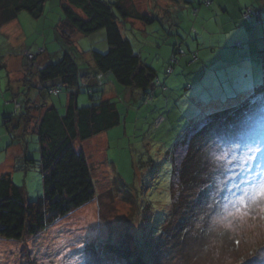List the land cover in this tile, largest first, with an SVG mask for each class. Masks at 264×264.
Wrapping results in <instances>:
<instances>
[{
    "label": "rangeland",
    "instance_id": "374dc122",
    "mask_svg": "<svg viewBox=\"0 0 264 264\" xmlns=\"http://www.w3.org/2000/svg\"><path fill=\"white\" fill-rule=\"evenodd\" d=\"M133 1L139 11L156 9L153 0H127V6ZM156 1V4L164 8V17L159 24L155 22L143 27L142 23L132 20L135 29L129 35L135 51H139L147 64L156 69L162 85L154 89L146 100L139 91L119 85L110 74H107L108 77L103 76L99 85L92 84L91 88L89 85L82 86L78 95L80 106L89 103L87 90L93 89L94 97L115 101L121 114L118 126L86 140H74L73 143L87 157L95 196L82 207L59 218L33 236L26 235L20 240L0 238V264H97L98 254H101L106 264H127L123 256L118 255L117 258L114 253L116 248L111 245L113 242L125 241L123 238H132L135 232L137 236L144 235L143 230L149 233L150 212L155 224L165 220L170 202L171 178H176L178 165L187 157L188 167H191V162L199 161L207 169L208 175L214 178L215 183L212 185L215 187L209 191L213 195L210 200L213 201L222 200L221 189L227 186L222 184L228 183L231 178L226 170L228 164L238 168L233 172L234 183L226 191V198L236 205L222 207L223 215L218 219L221 225L217 228L214 223L211 229L218 232L221 228H228L230 224L234 225L230 227H244L245 243L242 242V246H232L231 234H228L225 235L226 239L217 237L212 245L203 248L200 245L201 239L191 235L181 241V246L177 245L167 257L163 256L162 264H264V203L251 200L243 205L238 204V199L242 203L245 198L250 200L251 194L243 196L244 198L238 194L240 186L244 190L246 179L258 177L262 179L259 180L260 183H264V153L259 152L264 149V140L253 130L257 125L255 119L235 122L236 132L220 128L216 124L219 127L210 131L209 143H203L205 149L200 151L194 144L198 140L193 138L195 131L210 119H203L208 104L222 103L217 100L220 99L219 93L231 97L230 103L234 104L238 102L233 98L238 95L237 91L245 86L249 87L245 76H238L234 67L230 66V73L226 69L217 70L219 62L215 59L218 55L229 60L237 57L236 51L240 50L233 45L235 40L240 41L245 25L238 19L227 21L228 23L224 20L220 24L219 18H216L215 26V3L210 7L200 6L199 14L193 16L192 8L187 3L189 0ZM190 1L200 5L201 0ZM197 5L194 8H198ZM45 7V16L40 18H34L26 12L19 13L18 22L22 32L20 43L16 39L8 42L3 38L0 42V45L3 43L2 48L13 44L12 49L18 52V59L23 54L35 53L34 61L26 59L27 65L32 69L56 61L62 52L52 29L57 15H60L58 0H47ZM229 16L234 15H226L227 18ZM192 26L196 28V34L190 33ZM6 32L8 36L11 35L9 28ZM23 39H26L25 46L21 45ZM42 43L45 45V52L38 54V47ZM175 43L182 45L184 55L175 71L166 77L165 68ZM107 49L102 29L79 36L71 53L76 62L80 63L77 51L106 52ZM20 50L23 52H19ZM196 50L198 62L187 64L191 58L189 51ZM237 60L240 58L237 57ZM251 69L247 70L250 76L255 71ZM4 74L6 73L1 69L0 86L5 95L7 81ZM220 79L223 80L225 92L221 89ZM259 80L252 82L253 85H257ZM61 89L58 95L46 99L48 103L54 102L59 112L63 113L66 91L64 87ZM7 97L9 96H5V100ZM194 126L196 127L192 129ZM0 129L1 133L6 131L3 125ZM28 144L26 156L34 162L26 165L24 155L19 152L15 162L22 164L17 165L19 169L13 171L10 166L5 167L1 163L0 173L10 171L14 182L24 186L26 200L33 201L41 198L44 190L35 136L33 140H28ZM7 156L8 153H0V161H5ZM253 158L257 159L255 164ZM258 166L263 172H260ZM258 185L256 183L253 187ZM248 187L249 185L245 188ZM177 219L175 222V218H168V226L175 229ZM236 232L240 233L241 229L236 228ZM144 238L146 237L139 238L140 245V240ZM122 246L123 244L117 249ZM112 253L115 258L110 256ZM138 261L139 264H150V259L149 262L145 258Z\"/></svg>",
    "mask_w": 264,
    "mask_h": 264
},
{
    "label": "trees",
    "instance_id": "16d2710c",
    "mask_svg": "<svg viewBox=\"0 0 264 264\" xmlns=\"http://www.w3.org/2000/svg\"><path fill=\"white\" fill-rule=\"evenodd\" d=\"M46 2L47 0H0V29L17 20L20 12H26L34 18L45 16ZM126 2L127 0H58L60 15H57L52 29L54 38L61 46L60 58L35 69L25 67L17 83L10 79L7 72L4 74L7 81L6 95L0 86V100L4 101L5 96L8 95L12 108L1 118V125L8 130V133L1 137V143L5 146L7 144L12 146L18 142L24 144V163L27 165L34 162L33 159L27 158L26 152L29 147L28 140L30 138L33 140L35 136L40 153L39 162L44 193L37 200L27 201L24 186L14 182L12 173L0 174V238L20 240L26 235L33 236L94 198L95 189L87 157L84 151L76 149L73 143L74 140H86L118 126L121 122V114L115 101L110 98L94 97L93 89L87 90L89 103L80 106L78 95L83 85H89V88L92 84L99 85L103 76L108 77L107 74H110L119 85L139 91L145 100L154 89L162 85L156 69L147 64L139 51H135L132 37L129 34L135 29L132 20L142 23L143 27L155 22L159 24L160 19L164 17V8L154 2L153 5L157 10L149 8L147 11H139L134 1L128 6ZM199 2L200 5L190 0L187 2L192 8L193 16L199 14L200 6L213 5V0ZM234 3L235 7L231 8L233 12L231 9L213 11L214 25L216 18H219L220 24H223L224 20L225 23L232 19L243 21L245 30L241 34L240 41L235 40L233 45L240 50L235 54L240 60H237L235 56L229 60L221 55L215 59L219 62L217 70L226 69L230 73V66L234 67L239 73L238 76L240 74L245 76L246 85L249 87L245 86L239 91L236 90L238 95L233 98L237 99V103H230L231 97L219 93L220 99L217 100L218 102L221 100L222 103L208 104L203 119L205 117L210 119L197 129L193 136L195 140H198L194 144L199 151L205 149L203 143H209V134L212 129L220 125V128H228L236 132L238 130L237 127L235 130L234 125L236 124L234 123L245 119L246 121L251 118L255 119L257 125L253 127V130L264 140V0L261 2L254 0L252 3L235 0ZM195 5L198 8H194ZM226 15L234 16L227 18ZM102 29L105 32L107 51H77V56L81 58V62L77 63L75 56L71 53L76 39ZM190 33H197L194 26L191 27ZM218 40H220L219 36ZM181 47L180 43L173 45L165 68L166 77L170 76L180 63L184 55ZM37 51L38 54L45 52L44 43L38 47ZM189 53L191 58L187 64L198 62L197 50L189 51ZM24 55L23 57L29 62L36 58L35 53ZM3 68L0 60V78ZM251 68L255 70L252 76L247 71ZM257 80L259 83L257 82L254 86L252 82ZM222 81L220 79L221 89L225 92ZM62 87L66 91V101L64 112L60 113L56 104L48 103L46 97L58 95ZM53 89H58V92H51ZM32 91L40 97L33 99ZM39 101L42 104L37 103ZM15 116L16 125L9 126L11 119ZM199 142L202 143L201 146ZM259 152L264 153V149ZM187 158L178 165L176 178H171L170 202L165 220L161 219L160 224H155L150 212L149 233L143 230L144 235L137 236L135 232L132 238L129 236L123 238L125 241L113 242L111 246H115L114 253L117 258L118 255L123 256L127 264H139L138 260L144 258L147 262L150 259V264L159 262L162 264V259L167 257L177 245L181 246V241L191 235H196L201 239L200 245L203 248L212 245L217 237L226 239L225 235L228 234H231L230 242L234 244L232 246H242V242L245 243L244 227L235 226L241 229L240 233L236 232L235 227H230L234 226L233 224L228 226L230 229L224 227L218 232L211 229L214 223L217 228L220 227L221 223L218 219L223 215L222 207L236 205L226 198V191L230 188V184L234 183L233 172L238 168L228 164L226 170L231 178L228 183L222 184V186L227 185L221 189L222 200L213 201L210 200L213 199V195L209 191L215 187L212 185L215 183L214 178L208 175L207 169L199 161L191 162V167H188ZM255 160L257 159L253 158V163ZM17 165L22 164L15 163L13 171L19 169ZM257 168L263 172L260 166ZM173 171L174 167L172 177ZM246 180L247 183L243 184L244 190L241 186L239 188L242 193L238 191L242 198L247 194H252L255 189L253 185L260 184L259 180L262 179L256 177V179ZM248 185V189L245 188ZM233 187L238 188L236 185ZM251 200L245 198V202L242 199L244 202L242 203L238 199V204L243 205ZM168 218H175V222L178 218L177 224L174 225L175 229L168 226ZM154 225L157 227H153ZM141 236L146 237L140 240L142 245L138 243ZM121 244L123 246L117 249ZM114 253L110 255L113 258L116 257ZM96 258L97 264L107 263L103 261L101 254H98Z\"/></svg>",
    "mask_w": 264,
    "mask_h": 264
},
{
    "label": "crops",
    "instance_id": "0c3cea01",
    "mask_svg": "<svg viewBox=\"0 0 264 264\" xmlns=\"http://www.w3.org/2000/svg\"><path fill=\"white\" fill-rule=\"evenodd\" d=\"M245 1H248V3L249 2L252 3V1H254V0H245ZM258 1L261 2V0H258ZM234 2H235V0H213V5H214V3L216 4L214 11H221L223 9L224 10L228 9V11H229V9H231L232 7H235ZM237 4H239V3H237ZM262 7H263V4H262ZM54 21H55V19H54ZM8 28L11 30L10 36H8V33L6 32ZM21 35H22V32H21V28H20V25H19V22L17 19V20H14V21L4 25L0 29V42H1V38H3V40L6 39L8 42H11L12 40L16 39L20 43V39H22ZM25 41H26V39H23L21 41V45L25 46V44H24ZM2 45H3V43L0 45V54L2 56L0 58V60H1V65L4 66L3 71L6 69L5 73L7 72L10 79H12L13 81L16 82V81H18V79L19 80L21 79L22 70L28 66L26 63V59H24L23 56H21L22 57L21 59H18V55H17L18 52L14 51L12 49L13 44H9L8 46H6V48H2ZM4 46H5V43H4ZM39 46H42V44ZM19 52L22 53L23 50H20ZM31 95H32L33 99H38L40 97L37 93L35 94V91ZM37 103L42 104L41 101H39ZM49 103H51V102H49ZM11 108H12V105H11L10 99H8V97L6 98V100L4 99V101L1 100V102H0V111H2V114L0 113L2 115L1 118L3 117L4 113L9 112L11 110ZM10 123H11V125H9V126H15L16 125V123H17L16 116L11 119ZM0 128H1V121H0ZM0 131H1V129H0ZM1 132H0V153H2V152L5 154L8 153V156H7V159L5 161H2V162L0 161V164L2 163V165H4L5 167L10 166V168H12V170H13V166L15 165V162H16L17 158L19 157L18 156L19 152L22 153L23 155L25 153L24 144L18 142L12 146H8V144L5 146V144L1 143V137L5 136V133H8V130L6 129V131L4 133H1ZM4 172H10V171L5 170ZM4 172H2V173H4ZM2 173H0V174H2Z\"/></svg>",
    "mask_w": 264,
    "mask_h": 264
},
{
    "label": "snow or ice",
    "instance_id": "6c2138e0",
    "mask_svg": "<svg viewBox=\"0 0 264 264\" xmlns=\"http://www.w3.org/2000/svg\"><path fill=\"white\" fill-rule=\"evenodd\" d=\"M250 199L253 201L259 200L264 203V183H260L252 192Z\"/></svg>",
    "mask_w": 264,
    "mask_h": 264
},
{
    "label": "built area",
    "instance_id": "2783aa9c",
    "mask_svg": "<svg viewBox=\"0 0 264 264\" xmlns=\"http://www.w3.org/2000/svg\"><path fill=\"white\" fill-rule=\"evenodd\" d=\"M51 92L53 93H57L58 92V89H53ZM17 106V105H16Z\"/></svg>",
    "mask_w": 264,
    "mask_h": 264
}]
</instances>
